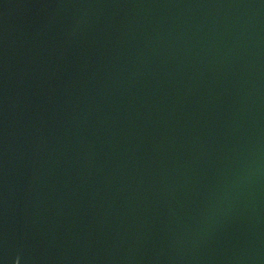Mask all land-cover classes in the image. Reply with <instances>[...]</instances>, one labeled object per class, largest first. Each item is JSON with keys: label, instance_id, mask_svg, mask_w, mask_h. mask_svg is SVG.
<instances>
[{"label": "water", "instance_id": "water-1", "mask_svg": "<svg viewBox=\"0 0 264 264\" xmlns=\"http://www.w3.org/2000/svg\"><path fill=\"white\" fill-rule=\"evenodd\" d=\"M0 264H264V0H0Z\"/></svg>", "mask_w": 264, "mask_h": 264}]
</instances>
